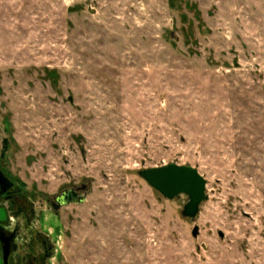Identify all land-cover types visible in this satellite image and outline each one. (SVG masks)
<instances>
[{"label": "rangeland", "instance_id": "obj_1", "mask_svg": "<svg viewBox=\"0 0 264 264\" xmlns=\"http://www.w3.org/2000/svg\"><path fill=\"white\" fill-rule=\"evenodd\" d=\"M171 164L207 182L193 221L139 177ZM0 169L47 264H264V0H0Z\"/></svg>", "mask_w": 264, "mask_h": 264}, {"label": "flooded vegetation", "instance_id": "obj_2", "mask_svg": "<svg viewBox=\"0 0 264 264\" xmlns=\"http://www.w3.org/2000/svg\"><path fill=\"white\" fill-rule=\"evenodd\" d=\"M5 177L7 178L6 175ZM7 179L12 185L9 189H4V187L0 186V201L9 205L10 208L14 210L16 220L22 222H20L13 231H8V228L0 226V238L2 242L8 243L9 246L7 264H47L52 247L50 245L49 236H46L43 232L42 218L39 217V210L35 207V203H32L27 198L26 200L23 199L18 186L9 178ZM62 193L54 200H47L46 203L49 206V210L59 211L64 207L58 209V206L62 204V202L72 199L69 193L61 198ZM8 218L9 217L6 215L4 223L8 222ZM15 218L11 217L12 220ZM38 218L39 220H37ZM24 230L26 231V236L29 238V249L34 246V250L31 248V251L28 250L25 252L21 249L22 245L20 247L18 240L22 237ZM2 242L0 241V248L3 260V247L5 244Z\"/></svg>", "mask_w": 264, "mask_h": 264}, {"label": "water", "instance_id": "obj_3", "mask_svg": "<svg viewBox=\"0 0 264 264\" xmlns=\"http://www.w3.org/2000/svg\"><path fill=\"white\" fill-rule=\"evenodd\" d=\"M162 173H179L189 178L188 181L179 187H170L162 183L158 176ZM139 177L143 179L153 190L159 193L164 199L173 201L181 196H185L187 203L183 208L181 213L182 217L188 220H195L200 213L201 206L208 201L209 197L207 195V182L199 174V172L189 166H178L171 164L161 168L149 169L139 172ZM10 181L5 177L3 172L0 170V186L4 189H9L11 187ZM70 194L72 197L71 200L62 202L58 206V209L65 207L71 204H82L85 201V196H82V193L86 195L87 188H75L68 190L62 193L61 198L66 194ZM199 234V229L196 227L193 231V237L197 238ZM0 241L2 242L1 238ZM5 244L3 247V264H7L8 255H9V246L8 243L2 242Z\"/></svg>", "mask_w": 264, "mask_h": 264}, {"label": "snow or ice", "instance_id": "obj_4", "mask_svg": "<svg viewBox=\"0 0 264 264\" xmlns=\"http://www.w3.org/2000/svg\"><path fill=\"white\" fill-rule=\"evenodd\" d=\"M158 179L170 187H179L184 185L189 178L179 173H162Z\"/></svg>", "mask_w": 264, "mask_h": 264}]
</instances>
